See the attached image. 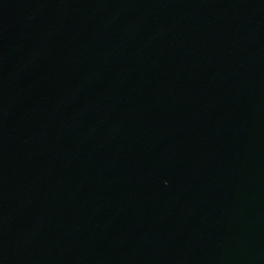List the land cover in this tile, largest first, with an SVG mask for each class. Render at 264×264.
<instances>
[{"label": "water", "instance_id": "obj_1", "mask_svg": "<svg viewBox=\"0 0 264 264\" xmlns=\"http://www.w3.org/2000/svg\"><path fill=\"white\" fill-rule=\"evenodd\" d=\"M0 264H264V0H0Z\"/></svg>", "mask_w": 264, "mask_h": 264}]
</instances>
